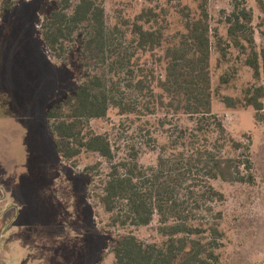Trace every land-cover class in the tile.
Wrapping results in <instances>:
<instances>
[{
	"label": "rangeland",
	"instance_id": "obj_1",
	"mask_svg": "<svg viewBox=\"0 0 264 264\" xmlns=\"http://www.w3.org/2000/svg\"><path fill=\"white\" fill-rule=\"evenodd\" d=\"M58 1L21 0L0 12V248L12 242L11 255L4 251L0 264H116L113 248L128 233L145 243H162L158 215L146 226L114 224L115 214L105 210L100 195L113 164L136 152L141 165L156 167L160 156L177 151L164 149L173 135L194 126L187 115H121L113 107L107 117L90 122L96 133L109 137L113 163L95 152L84 151L71 160L57 156L46 112L74 96L86 71L77 40L68 42L60 57L43 41L44 20ZM235 1L208 0L212 33L218 30L227 37L224 20ZM245 1L253 10L258 50H264V0ZM104 6L112 27L152 9L156 27L168 39L184 31L186 14L199 12L198 0H104ZM219 57L213 38V112L228 134L243 143L239 154L249 147L252 169L241 171L253 174L255 182L213 181L226 199L209 202L211 212L195 208L191 200L193 217L196 223L219 221L226 232L220 240L225 244L221 264H264V122L256 120L253 107L229 108L222 101V96L242 97L248 86L264 84V75L258 80L236 50L227 62L219 63ZM141 58L143 67H153L164 78V46ZM225 73L231 80L222 84ZM191 184L181 196L190 198L189 190L197 189ZM8 229L11 234L5 237Z\"/></svg>",
	"mask_w": 264,
	"mask_h": 264
},
{
	"label": "trees",
	"instance_id": "obj_2",
	"mask_svg": "<svg viewBox=\"0 0 264 264\" xmlns=\"http://www.w3.org/2000/svg\"><path fill=\"white\" fill-rule=\"evenodd\" d=\"M19 1L0 0V12L5 14ZM198 1V14H186L184 31L170 39L156 27L152 9L110 26L104 0H59L43 23L49 49L60 57L66 44L77 40L86 69L74 96L46 112L57 156L71 160L84 151L95 152L113 163L109 137L90 125L93 119L107 117L113 107L121 115L164 111L165 116L187 115L194 122L164 145L165 150L177 151L160 156L156 167L141 165L136 152L112 165L100 200L115 214L114 224L146 226L158 215L164 237L162 243H145L133 233L124 235L113 248L116 264H221L225 244L220 240L226 232L219 221L196 223L191 200L195 208L205 206L211 212L209 202L226 199L213 181L255 182L253 174L241 171L252 169L249 147L239 154L243 143L228 134L213 112L211 75L214 38L219 63L227 62L236 50L261 80L264 50L257 47L253 10L245 0H236L224 20L225 38L218 30L212 33L208 0ZM162 46L166 67L164 78H159L153 67L141 65V57ZM230 80L229 73L221 76L222 84ZM222 101L229 108L253 107L256 120L264 122V84L248 86L242 97L222 96ZM189 184L197 189L189 190L190 198L181 196Z\"/></svg>",
	"mask_w": 264,
	"mask_h": 264
},
{
	"label": "crops",
	"instance_id": "obj_3",
	"mask_svg": "<svg viewBox=\"0 0 264 264\" xmlns=\"http://www.w3.org/2000/svg\"><path fill=\"white\" fill-rule=\"evenodd\" d=\"M0 221H1V219H0ZM1 223V222H0ZM2 225V224H1ZM10 229V228H9ZM9 229L8 230H5V232H4V236L5 237H8V235L9 234H11V230L9 231ZM9 231V232H8ZM9 233V234H8ZM10 244L12 245V242H10ZM10 244L9 245H7V244H5L3 247H5V248H0V256H2L3 255V253H4V251L8 254V255H11V254H9L10 252H11V249H10ZM3 264H14V261L13 260H10V262H8V263H3Z\"/></svg>",
	"mask_w": 264,
	"mask_h": 264
}]
</instances>
